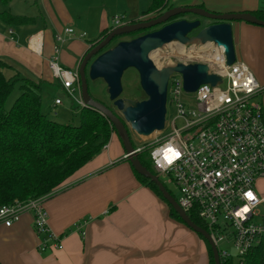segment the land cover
Segmentation results:
<instances>
[{
  "label": "crops",
  "instance_id": "crops-1",
  "mask_svg": "<svg viewBox=\"0 0 264 264\" xmlns=\"http://www.w3.org/2000/svg\"><path fill=\"white\" fill-rule=\"evenodd\" d=\"M28 1L38 6L32 16L23 9ZM167 3V10L196 7L216 14L264 12V0ZM150 7L151 0L0 3V13L33 19L22 26H9L0 20V57L25 76L52 83L51 58L58 57L66 68L79 69L103 32L116 27L114 18H121L126 25L145 21L157 16L145 14ZM67 29H73L76 37L69 36ZM81 34L86 37L81 38ZM233 37L237 59L249 66L264 88V27L234 22ZM260 100L264 108V90ZM45 209L51 231L62 236L63 249L40 251L32 217L24 214L11 227L0 223V264H210L205 240L174 218L169 205L139 182L116 133L97 157L57 189L45 202Z\"/></svg>",
  "mask_w": 264,
  "mask_h": 264
},
{
  "label": "built area",
  "instance_id": "built-area-1",
  "mask_svg": "<svg viewBox=\"0 0 264 264\" xmlns=\"http://www.w3.org/2000/svg\"><path fill=\"white\" fill-rule=\"evenodd\" d=\"M113 21L116 27L126 25L119 17ZM66 33L76 37L73 29ZM58 40L63 41L60 36ZM176 47L183 50L171 47L162 56L163 67L203 63L222 82L216 87L202 85L188 94L182 76L172 75L167 115L169 106L174 114L170 120L166 118L165 129L156 132L152 142L135 149L138 153L149 149L158 178L163 176L166 183H162L179 192V206L187 214L196 212L207 225L220 263L243 264L244 257L264 243V195L256 191L257 182L264 179V108L259 101L264 88L244 62L237 59L228 66L222 46L176 43ZM49 70L68 97L80 93L79 69L62 66L55 56L49 61ZM76 102L84 107L81 96ZM55 104L62 102L57 99ZM24 214L32 217L40 251L63 249L62 236L50 229L45 199L0 207V223L11 227ZM222 244L236 250V259Z\"/></svg>",
  "mask_w": 264,
  "mask_h": 264
},
{
  "label": "water",
  "instance_id": "water-1",
  "mask_svg": "<svg viewBox=\"0 0 264 264\" xmlns=\"http://www.w3.org/2000/svg\"><path fill=\"white\" fill-rule=\"evenodd\" d=\"M195 15L196 19H180L169 23L172 18ZM200 17L214 21L202 27ZM245 22L264 27V21L251 13L216 14L203 8H171L162 14L145 21L116 27L83 58L79 66L80 96L84 107L93 109L103 115L114 127L126 152V158L134 170L154 182L163 198L172 206L181 220L194 232L202 236L211 247L214 264H221L219 252L209 232L195 224L189 215L179 206L177 199L170 193L157 175L148 171L141 164L136 152L134 139L150 137L165 129L167 118L168 85L172 75L179 73L183 78V88L188 94L198 91L202 85L216 87L222 79L211 74L209 67L203 63L164 66L159 69L150 55L164 49L171 43L180 45L215 44L225 50L226 64L237 61L233 23ZM160 27L158 30L140 35L129 41H120L109 46L117 39L136 32ZM198 32L191 36L192 33ZM129 69L137 71L140 87L146 99L130 100L122 98V78ZM103 80L113 108L96 101L90 94V81Z\"/></svg>",
  "mask_w": 264,
  "mask_h": 264
},
{
  "label": "trees",
  "instance_id": "trees-1",
  "mask_svg": "<svg viewBox=\"0 0 264 264\" xmlns=\"http://www.w3.org/2000/svg\"><path fill=\"white\" fill-rule=\"evenodd\" d=\"M12 1L0 0V3L8 6ZM167 8V0H151L150 10L145 14L158 16ZM251 14L264 21V12ZM183 18L184 16L172 18L169 23ZM0 20L9 26H22L29 25L33 19L4 11L0 13ZM159 28L127 36L136 38ZM109 33L103 32L99 41L90 50ZM17 86L21 95L8 111L7 101ZM46 87L63 89L55 80L51 83L25 76L16 66L0 57V207L11 206L16 201L25 203L45 199L46 202L67 179L97 157L116 133L113 125L103 115L86 107H76L81 109L78 126L51 120L44 112L43 96ZM91 96L104 104L92 94ZM54 106H57L55 102ZM132 141L134 143L133 139ZM138 158L145 169L156 175L149 149L139 153ZM134 173L141 184L151 188L167 203L154 182L135 170ZM169 208L171 215L183 222L172 206L169 205ZM188 215L195 224L208 231L207 225L196 212H190ZM205 242L208 246L210 264H214L211 247L206 240ZM243 264H264V243L252 249L244 257Z\"/></svg>",
  "mask_w": 264,
  "mask_h": 264
},
{
  "label": "rangeland",
  "instance_id": "rangeland-1",
  "mask_svg": "<svg viewBox=\"0 0 264 264\" xmlns=\"http://www.w3.org/2000/svg\"><path fill=\"white\" fill-rule=\"evenodd\" d=\"M28 4L29 5L25 6L23 9L27 15L32 16L34 13L37 12L38 6H34V3H31L30 1H28ZM186 18L196 19L198 17H196L193 14H187ZM199 19L202 21L201 28H204L214 22L202 17H200ZM197 33L198 32L192 33L191 36ZM132 39H134V37L131 36H125L123 38L117 39L109 46V48L113 47L120 41H129ZM170 48L171 47L169 46V47H165L164 49L158 50L157 54L155 55V58L154 57L153 59L151 58V60L155 63V65L159 69L163 67L162 56L165 55V53L168 52ZM122 86H123V93L121 96L122 98L130 99V100L146 99V96L140 87V79L136 70L129 69L124 73V76L122 78ZM89 88L93 96L104 102L106 106L113 108V105L109 101V97L107 94V86L103 80L90 81ZM20 95H21V91L19 86H17L13 91L12 95L10 96L9 100L7 101L6 110L9 111L13 107L14 102ZM192 97L193 96L191 95L189 99L192 100ZM78 98H80V93L78 91L74 93L73 98H70L63 89L56 87H46L44 88V96H43L44 112L49 115V118L51 120H54L58 123L78 126L80 125V111H81V109H76V107L78 106L76 102ZM56 99L61 100L62 105H58L55 107L54 102ZM259 101L261 102L260 98ZM173 114H174V110L172 109V107L169 106L167 119L170 120ZM156 136H158V133H154L150 137H142L141 139H134V138L132 139L134 140L135 146H145L149 142H152ZM159 179L161 182L166 183L165 182L166 179L163 176H159ZM165 186L175 196L176 199L179 198L180 194L175 189L174 186L170 184H166ZM256 191L258 194L264 195V179H261L257 182ZM221 248L223 250H227L236 259L237 252L236 250L233 249L231 245L222 244Z\"/></svg>",
  "mask_w": 264,
  "mask_h": 264
},
{
  "label": "bare ground",
  "instance_id": "bare-ground-1",
  "mask_svg": "<svg viewBox=\"0 0 264 264\" xmlns=\"http://www.w3.org/2000/svg\"><path fill=\"white\" fill-rule=\"evenodd\" d=\"M173 47V49H178V50H183V49H180L179 47H176V43H171V44H169V45H167L166 47ZM157 52L158 51H155V52H153L151 55H150V58H152L153 59V57L155 58V55L157 54Z\"/></svg>",
  "mask_w": 264,
  "mask_h": 264
}]
</instances>
